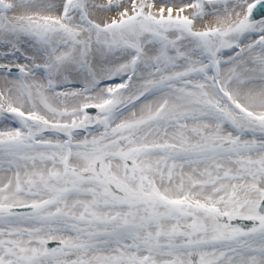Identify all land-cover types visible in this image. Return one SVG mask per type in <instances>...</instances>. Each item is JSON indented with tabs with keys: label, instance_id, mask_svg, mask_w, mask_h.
Here are the masks:
<instances>
[{
	"label": "snow or ice",
	"instance_id": "1",
	"mask_svg": "<svg viewBox=\"0 0 264 264\" xmlns=\"http://www.w3.org/2000/svg\"><path fill=\"white\" fill-rule=\"evenodd\" d=\"M0 264H264V0H0Z\"/></svg>",
	"mask_w": 264,
	"mask_h": 264
},
{
	"label": "bare ground",
	"instance_id": "2",
	"mask_svg": "<svg viewBox=\"0 0 264 264\" xmlns=\"http://www.w3.org/2000/svg\"><path fill=\"white\" fill-rule=\"evenodd\" d=\"M0 127H2V125H0Z\"/></svg>",
	"mask_w": 264,
	"mask_h": 264
}]
</instances>
